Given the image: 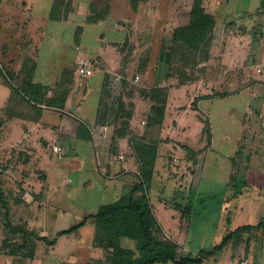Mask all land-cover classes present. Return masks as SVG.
Wrapping results in <instances>:
<instances>
[{"label": "crops", "instance_id": "obj_1", "mask_svg": "<svg viewBox=\"0 0 264 264\" xmlns=\"http://www.w3.org/2000/svg\"><path fill=\"white\" fill-rule=\"evenodd\" d=\"M33 1L38 8L30 17L43 9ZM186 1L192 4V0H48L46 22L25 59L34 64V78L42 75L33 79L42 93L36 103L44 105L64 95L63 108L36 115L30 106L16 107L0 77V85L8 91L0 95V149L11 155L14 150L15 162L20 164L19 173L9 170L12 160L1 166L5 171L0 178L12 181L14 187L6 193L12 198V203L7 199L9 219L46 241L18 249L12 243L20 245L21 237L8 236L2 224L0 264H49L48 260L50 264H100L104 260L100 249H92L97 235L94 215L86 217L83 225H89L91 233L73 237L70 234L78 229L71 232L68 236L77 240L66 254H55L49 246L52 242L37 228L34 213L45 204L50 189L39 171L54 156L52 145L62 146L63 159L69 155L65 139L75 140L74 134L69 135L79 123L87 127L89 142H73L70 157L82 153L81 158L101 174L114 183L122 181L116 198L124 191L130 194L140 181L143 166L134 147L157 143L160 153L148 200L160 229L158 238L176 243L180 257L201 258L191 264H251V257L264 264V171L253 167L264 162L260 159L264 150H255L264 143L259 134L264 130V89L252 96L253 88L247 85L252 80L264 84V0H205V13L214 25L208 59L197 64L192 79L184 76L189 70L177 72L170 61L172 35L181 18L175 17L176 9ZM12 2L0 0V12L8 11V3L16 11ZM105 4L107 12L97 17L95 12ZM70 17L73 27H54ZM29 24L33 32L27 35L38 30L32 18ZM46 32L51 36L48 43ZM9 51L6 44L0 46L3 62ZM81 60L91 62L92 76L78 75ZM236 82L244 84L243 90L233 89ZM49 84L62 88L48 92ZM252 97L258 108L252 107ZM159 107L163 108L161 125L151 129L148 117ZM86 151L89 157L83 154ZM159 177L163 184L155 186ZM62 231L66 230L56 231L55 236ZM221 244L219 251L211 253ZM11 251L18 253L11 255Z\"/></svg>", "mask_w": 264, "mask_h": 264}, {"label": "rangeland", "instance_id": "obj_2", "mask_svg": "<svg viewBox=\"0 0 264 264\" xmlns=\"http://www.w3.org/2000/svg\"><path fill=\"white\" fill-rule=\"evenodd\" d=\"M14 1L15 2H12V5L17 8L16 11L10 10L8 6L11 7V4L8 3V5H6V9L8 11H4L3 9V11L0 12V46L6 44V46H8V49H10V51L7 53L8 58L5 59L4 62L2 61L0 56V71L4 75L6 74L7 76L11 77L12 82L16 87L22 88L24 85L23 82L24 78L25 77L27 78L26 71L28 72L31 71L33 73V75H31L32 83H33V79L35 81L36 79L37 80L42 79L41 74L40 76H36L34 78L35 68L34 67L32 68L29 65V62L27 63V60L25 59L26 58L25 55L27 56L31 53V48H33L31 45H33L36 39V34L38 35L39 29H41L42 25H44L46 22V20H43V17L44 14L47 13L48 11V0H37L40 3L39 6L43 9H41L42 11H36L35 12L36 14H31V17H30V13H32L35 10V6L36 8H38L37 2L34 3L33 0H24L23 3H21V0H14ZM202 1H203V5H205L204 3L205 0ZM21 5H23V7H21ZM190 5H191L190 1L189 2L186 1L185 3L181 4V9L183 10H181L180 8L176 9L178 15H176L175 17L178 16L181 17L178 22L182 21L183 23L185 21L184 14L185 12L187 14ZM175 7H177V5ZM54 8L55 10H57L56 6ZM19 10H21L20 11L21 13H19ZM31 18H32V24H38L36 27L38 28V30L35 31V33L33 34L27 35V32H29V30L32 28V27L29 28V26L31 25L29 24V22L31 23ZM73 25H74V20L72 17H70L69 20L66 21V23H55L54 27L57 29L60 27L67 29L73 27ZM50 27L51 26L49 24L47 31L48 33L49 30L51 29ZM47 32L45 33L46 34L45 43L50 42L51 39L50 34H48ZM10 59H12L11 63L9 62ZM30 61H32L31 58ZM251 82H252L251 84H247V83L246 84L251 85V88H253L252 96L253 94L257 95L262 93L264 89V84H262L257 80H252ZM58 86L60 85L49 84L48 92H52L54 87L55 90H57ZM243 86L244 84L240 82L239 83L236 82L234 83L233 89H235V91L238 92L241 89L243 90ZM40 87L41 86H37V89L39 91H41ZM60 88H62V86H60ZM4 93L7 94L8 91L0 85V95ZM56 93H60V91H56ZM50 96L52 97L51 93H49L48 95L46 94V98L50 99L51 98ZM26 99H29V96H27ZM49 101H51V99L48 100L47 102L49 103ZM43 102L45 103L44 100ZM47 102L44 105L36 103L35 106H32L33 103H31L30 107L33 109L35 114L38 115L42 111L51 109L47 106ZM250 103L252 104V107L256 106V108H258L259 103L254 101L253 97L250 100ZM73 134L75 135L74 136L75 140L69 141L68 139H65V144H67L66 151L69 150L68 151L70 152L69 155L66 158H64L62 161L56 160L54 156L52 158L50 157L48 161H46L47 162L46 167L43 166L44 167L43 170L39 171V176H41L40 174L43 175V179L45 178L46 180L45 184L47 186H50L49 187L50 189H48L46 192L47 194L45 195V199H46L45 204L42 203L41 207H39L38 210H35L34 213L38 223L37 228L41 227L43 229L44 235L48 238L47 240L52 242L51 244H49V246H53L55 254H57V252L66 254L70 248L71 242L77 240V239L71 240V237H69L68 235H67L68 237L67 236L57 237L54 234L56 231L68 230L72 228L74 225L80 224L83 221V219H85L86 217H91L95 215L101 206H104L114 201L116 195L121 191V188L124 186L122 185V181L118 182V184L117 182L114 183L113 180L109 178V176H105V174H101L96 168V166H94L93 164L87 161H84L83 160L84 158H81L82 156H84L82 155V153L75 156V158L70 157L71 155H74L73 152L74 149L73 150L71 149L73 146L72 145L73 142H75L76 140L89 142L87 127L81 125V123L77 125L76 131L72 130V133L69 136H73ZM259 134L261 135L264 142V130L263 129L259 130ZM260 149L264 150V143H262L260 147L255 148V150L257 151ZM0 150H1L0 153L1 176L3 175L2 172L5 171L3 170V168H1V166L4 167V164L10 160H12L11 161L12 166L9 168V170L16 171L17 173H19L20 164L18 165L15 162V160L16 161L18 160V154L16 155L14 150L12 151L13 155L9 154L8 151H4V149H0ZM157 150H158L157 154H159L160 153L159 147L157 148ZM88 153L89 151H86L83 154L89 157ZM91 158H93V156H91ZM257 159L264 160V157H260V159L257 157ZM15 167L17 170L15 169ZM253 167L255 170L264 171V162H262L261 164L253 165ZM158 182L163 184V180L160 177L158 180H155L154 185L158 186ZM0 186L6 197V200L9 199L8 201L12 203V198L6 194L9 190L10 191L14 190L12 181L10 182L8 181L7 178L1 177ZM125 193L128 192L124 191V193L120 195H125ZM35 202H39V201H35ZM77 217L79 218L77 219ZM2 220L3 218L0 217V229L2 228V224H3ZM83 225L84 224L82 223V227ZM93 225L95 226V221ZM37 230L39 231V229ZM91 231L92 228L89 225L87 226L85 225V227L83 228H78V231H76V233H71L70 236L75 237L74 235H78V237H80L81 234L86 235L87 233L88 234L91 233ZM0 236H1V230H0ZM81 237L83 236L81 235ZM121 242H122L121 246L123 245L125 246V244L127 245L134 244L133 241L129 240L128 238L125 239L123 238ZM35 244L36 242L33 245ZM37 244H39L37 245L38 247L42 245L40 242H38ZM42 248L44 249L45 246ZM92 249L94 252L99 251L100 249L101 252L103 253L104 260L100 261V264H104V263L109 264L110 261L108 260L109 258L112 257L113 254L112 249H106L105 244L101 245L98 244L97 242L94 245V247L92 245ZM43 258L44 261L46 262L47 258L45 256H43ZM250 260H251L250 262L251 264L258 263L254 258L252 259V257L250 258ZM48 261L50 264L51 260ZM14 264H21V263L15 262Z\"/></svg>", "mask_w": 264, "mask_h": 264}, {"label": "trees", "instance_id": "obj_3", "mask_svg": "<svg viewBox=\"0 0 264 264\" xmlns=\"http://www.w3.org/2000/svg\"><path fill=\"white\" fill-rule=\"evenodd\" d=\"M95 6H92V11ZM108 6L105 4L101 10L95 14L97 17H102L107 12ZM52 10V16L54 15ZM51 16V17H52ZM96 17V18H97ZM90 21L94 20L92 17ZM214 25V21L210 15L205 13L202 0H192L191 7L186 14L185 21L179 22L172 35V49L170 51V61L174 65L177 72H186L189 70V75H184L186 78L192 79L194 70L202 61L208 59L207 44L209 43L210 31ZM33 68L32 61L27 60V63ZM26 63V64H27ZM28 65V64H27ZM24 67V65H23ZM27 78H24L22 88L16 87L11 77L4 75L0 71V77L3 83L11 92V99L14 101V106H32L36 105L39 95L42 93L37 89L36 84L31 82V71H26ZM29 96V99H26ZM64 104V95L58 100L51 99L47 106L50 108L62 109ZM153 115L148 117V127L159 129L163 119V108H153ZM140 145V144H139ZM157 143L148 145L135 146L134 151L139 158L143 171L140 174V181L133 187L130 194L121 195L114 199L109 204L101 206L97 213L93 216L97 235L95 241L98 244H105L106 249H112V257L109 258V264H191L200 263L201 258L193 259L187 257H179L177 259L178 246L176 243L158 238L160 229L155 220L147 191L152 184L153 171L155 168V159L157 156ZM196 154H193L195 157ZM140 193V197L135 198L134 195ZM0 217L3 218L4 232L8 236L21 239V244L12 243L15 246L31 248L34 241H46L45 238L38 237L37 234L26 230L23 226H14L9 219L8 201L0 186ZM86 219V218H85ZM85 219L77 226L60 232L58 235H68L72 231L77 230L84 224ZM256 229V228H255ZM248 228V230H255ZM128 238L133 241V245L125 244L121 246V240ZM50 244V243H49ZM221 245L213 248L211 253L219 251ZM11 255H16L17 252H10ZM201 256V255H200Z\"/></svg>", "mask_w": 264, "mask_h": 264}, {"label": "built area", "instance_id": "obj_4", "mask_svg": "<svg viewBox=\"0 0 264 264\" xmlns=\"http://www.w3.org/2000/svg\"><path fill=\"white\" fill-rule=\"evenodd\" d=\"M264 43V40H263ZM77 73L79 76L81 77H90L93 74V68L91 66V62L89 60H81L78 68H77ZM119 78H117L118 80ZM51 151L54 154V156L58 159L61 160L63 159L64 156V150L62 148V146L58 145V144H54L51 147ZM121 159V157H120ZM182 251L181 250H177V259L180 257ZM240 264H246V263H240Z\"/></svg>", "mask_w": 264, "mask_h": 264}]
</instances>
